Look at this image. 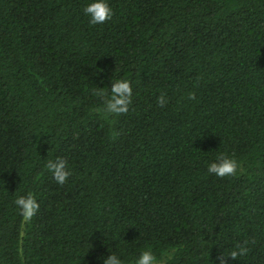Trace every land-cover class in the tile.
<instances>
[{"label": "trees", "instance_id": "1", "mask_svg": "<svg viewBox=\"0 0 264 264\" xmlns=\"http://www.w3.org/2000/svg\"><path fill=\"white\" fill-rule=\"evenodd\" d=\"M87 2L0 0V264H264V0Z\"/></svg>", "mask_w": 264, "mask_h": 264}, {"label": "clouds", "instance_id": "2", "mask_svg": "<svg viewBox=\"0 0 264 264\" xmlns=\"http://www.w3.org/2000/svg\"><path fill=\"white\" fill-rule=\"evenodd\" d=\"M82 11L88 17V21L92 25L101 24L106 20H110L113 15L108 0H88ZM111 83L110 96L105 100V108L107 112L110 113H123L127 110L130 102L132 92L130 83L127 79H116L111 81ZM188 98H192L191 93H189ZM157 102L159 104L165 103L163 96L158 97ZM46 167L52 173L53 179L58 184H63L69 175L66 162L62 158L49 160ZM238 167V162L234 158L219 155L215 161L207 165V172L217 177H227L235 175ZM14 203L25 220L30 219L38 208L36 199L31 193L17 196ZM246 251L247 249L244 247L234 249L229 254V258L243 256ZM98 259L102 261V264H122V260L113 253H109L107 257L101 256ZM218 260H220V258H218ZM134 264H157V260L152 251L146 249L139 253Z\"/></svg>", "mask_w": 264, "mask_h": 264}, {"label": "rangeland", "instance_id": "3", "mask_svg": "<svg viewBox=\"0 0 264 264\" xmlns=\"http://www.w3.org/2000/svg\"><path fill=\"white\" fill-rule=\"evenodd\" d=\"M162 261H160V262H157V264H159V263H161Z\"/></svg>", "mask_w": 264, "mask_h": 264}]
</instances>
